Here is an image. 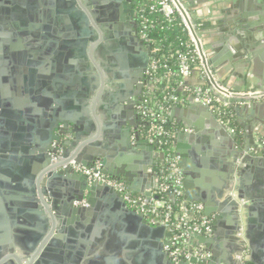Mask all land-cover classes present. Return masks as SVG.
I'll return each mask as SVG.
<instances>
[{
  "label": "water",
  "instance_id": "1",
  "mask_svg": "<svg viewBox=\"0 0 264 264\" xmlns=\"http://www.w3.org/2000/svg\"><path fill=\"white\" fill-rule=\"evenodd\" d=\"M84 1L0 0V224L5 232L0 242V264H98L100 259L107 257L106 254L98 252L94 258L90 255L100 245L110 254L108 264H174L164 250L169 237L164 226L150 224L144 214L130 208L121 194L107 182L91 181L68 164L74 160L88 167L96 159H101L103 174L113 179L115 173L108 168L107 136L123 120L132 122L137 115L136 101L128 111L122 112L120 118L111 113L109 124L103 123L95 111L94 101L91 114L84 104L87 95L82 91L88 92L92 76H83L81 67L88 55L91 58V51L98 44L101 36L99 25L109 22V29H114L119 47L112 51V59L119 58L125 65L128 60L123 51L136 54L129 56L130 61L137 60L140 64L144 82L139 84V92L135 96L141 95L143 88L153 89L147 72L157 49V46L152 47L141 39L137 31L135 35L130 34L131 28L122 22L125 16L120 18L122 23L114 21L121 10L126 12L136 1L87 0L89 4ZM174 1L195 38L201 63L207 71L208 85L228 105L242 99L256 100L249 105V112L257 115L252 123H258V114L262 117L264 109V100L259 101L264 99V87L252 86L249 74H241L240 85L244 84L246 92L235 98L219 94L218 85L224 82L208 70L204 41L199 35L197 23L186 14L179 0ZM134 13V10L130 11L129 21L133 20ZM113 21L116 23L113 24ZM96 34L98 38H95ZM21 40L28 42L25 47ZM27 54L30 55L29 61L24 57ZM26 64L33 73L29 85L18 74V66L23 71ZM77 82L84 88L79 90ZM241 86H233L234 91L241 93ZM188 101L205 123H192L195 132H185L191 125L189 113L192 110L173 104L170 115L180 116L179 123L184 126L178 130V140L197 137L199 128L208 127L212 128L209 132L212 144L221 141L232 151L228 172L233 175L236 172L239 180H235L234 175L233 182L238 185L239 181L242 187L237 186L233 194L235 229L230 234L232 238H236L237 232L244 235L251 261L263 264L264 151L255 144L251 127L247 128L248 144L240 143L237 140L240 137L238 131H232L227 121L219 119L211 106L193 96H188ZM108 108L105 105L102 109ZM136 122L140 123L138 118ZM69 125L71 129H68ZM101 129L102 135L99 134ZM67 134H71L70 138L62 142L66 149L59 155L55 146ZM81 135L86 138H81ZM124 135L126 140H130L128 128ZM139 138L136 133L135 146H144L163 159L162 152ZM67 147L72 148V152H67ZM251 147L254 151L249 150ZM175 151L178 157H183L178 145ZM57 156L59 158L55 159ZM252 177L254 181L250 184ZM123 180L131 191H138L126 179ZM61 185L65 186V192L59 193L57 187ZM183 187L189 195L185 181ZM144 195L149 198L151 193L145 191ZM170 198L175 197L170 194ZM187 204L184 199V206ZM207 205L206 213L209 215L215 209H211L209 203ZM5 206L13 214L9 219L5 217ZM63 213L68 218L62 217ZM55 219L62 220L59 229ZM216 219L214 217V223ZM10 227L13 232L18 228V233L29 237H12ZM66 229L71 236L67 245L58 239ZM193 236L201 242L210 241L204 235ZM239 239L243 244L244 239ZM71 242H76L75 246ZM5 249L11 252L3 251ZM215 256L212 251L205 263L212 264ZM198 263L197 258L192 256L189 260L181 259L177 264Z\"/></svg>",
  "mask_w": 264,
  "mask_h": 264
},
{
  "label": "crops",
  "instance_id": "2",
  "mask_svg": "<svg viewBox=\"0 0 264 264\" xmlns=\"http://www.w3.org/2000/svg\"><path fill=\"white\" fill-rule=\"evenodd\" d=\"M179 1L186 14L191 15L197 23L199 35L204 41L203 46L208 62V70L224 82L219 85L235 90L233 86L236 84L241 86V74H249L252 86L260 85L264 87V0ZM132 8H134L133 10L135 12V5ZM24 67L25 70L23 71L21 70L22 67H18L20 70L18 74L23 77V82L29 85V78L32 77L33 73L25 65ZM199 67L200 70H195L185 80L187 84H208L207 71L201 63V58ZM41 71L42 68H40V73H42ZM202 74L204 78H202ZM244 89L243 84L241 86L242 93L246 92ZM263 100L260 99L259 101L263 102ZM254 101L256 100L242 99L240 101L229 102L227 106L230 109L229 118L234 122V126L232 127L240 134L237 140L240 143L243 142L245 145L248 144V127H251V130H253L255 144H258L260 139H264V109L261 113L262 117L258 114L257 118H260L258 123H252L251 121L257 116L249 112V105L254 103ZM180 106L192 110L189 113V122L191 125L185 129V132H195L192 123L204 125L205 122L202 120L200 113L194 108L191 102L187 105ZM119 109L121 111L117 112L119 110L115 108V114L120 118L122 108ZM173 109L174 107L171 106L168 113L169 120L180 125L181 129L184 127L179 123L181 117L176 118L170 115ZM137 118L136 115V118L132 122L126 119L123 120V123L113 128L112 133L108 134L106 140V143L109 144V148L106 149L109 163L108 168L115 173L113 179L122 181L127 190L132 194L145 197L144 192L148 191L151 193L149 198H155L159 188V175L163 168V161L157 154L148 151L146 147L135 146L137 142L135 135L139 126V123L136 122ZM105 120V123L109 124L110 117ZM130 123L136 125L134 126ZM127 128L131 133L130 140H126L127 138L124 135ZM211 129L208 127L199 128L197 137L191 139L185 137L178 140L177 133L174 140L175 150H177L178 145L183 155L182 158L179 157V169L181 171L182 181H185L189 187V195H187L183 187L184 199L188 203L200 204L203 208V214L210 219L212 225L211 233L206 236L210 238L209 242H201L193 236L190 239V245L193 250L207 252L209 255L212 254V251L215 252V260L211 261L212 264H254L251 261L250 248L244 235L237 232L236 238H232L233 235L230 234L235 229L233 219L235 211L232 208L233 196L236 193L237 186L238 188L242 186L239 181L238 185L233 182L234 175H236V177L234 176L236 178L235 180L238 178L236 172H234V175L228 172V162L232 158L231 150H229V147L225 143L218 142V139H216L218 143L212 144L213 139L209 133L212 132ZM256 130L261 131L263 134H258ZM70 135L67 134L63 137L64 140L69 139ZM82 138L85 139L86 137L82 136ZM121 139L125 140V143H122ZM139 140L144 141L143 138H139ZM71 149L68 147L67 152H72ZM249 150L254 151V148L251 147ZM180 158L182 159L181 164ZM96 160L102 161L101 159ZM123 179H126L138 191H131ZM249 181L252 184L254 177ZM57 191L59 193L65 192V186H58ZM231 196L232 199H230ZM202 199L203 201H201ZM208 203L211 209H215L209 215L206 213ZM4 211L6 212L5 217L7 219L13 215L6 206ZM61 216L67 217L64 213ZM214 217H217L215 223ZM193 218L194 215H187V221L189 223L193 222ZM61 224L62 220L55 219L56 228L59 229ZM2 226L0 224V242L3 239V234L5 235ZM17 230L18 228L16 230L14 229L15 232H13L10 227L12 237H29V235L18 233ZM23 230L26 229L23 228ZM70 238L71 236L67 229L64 230L62 236L58 237L60 239L59 241L66 245L69 243ZM105 238H108V236ZM239 238L241 240L244 239L243 244ZM75 244L76 242H71V245L75 246ZM3 251L8 252L9 250L5 249ZM98 252H104L107 256L106 258L100 259L98 264H108L107 261L111 257L105 251L103 245H100L91 252L90 256L94 258Z\"/></svg>",
  "mask_w": 264,
  "mask_h": 264
},
{
  "label": "built area",
  "instance_id": "3",
  "mask_svg": "<svg viewBox=\"0 0 264 264\" xmlns=\"http://www.w3.org/2000/svg\"><path fill=\"white\" fill-rule=\"evenodd\" d=\"M153 6L156 10L162 14L164 19L170 25L180 24L187 34V40L183 42L184 51L178 55V75L180 77L179 88L184 95L193 96L198 98L203 104L211 106L214 114L221 120H225V113L221 110V107H227L226 102L221 101L215 94L212 87L208 84H194L189 85L185 80L192 75L195 70H200L197 60L200 61V54L196 45L194 36L192 35L187 20L182 14L179 6L174 0H151ZM141 39L145 40L144 36H140ZM153 47V43L147 42ZM155 62L151 59L150 68L147 72V76L151 81V70L155 68ZM202 78H204L202 74ZM152 83V81H151ZM153 85V83H152ZM139 96L137 103L135 104V111L137 117L140 121L137 133L138 136L145 139L149 144H151L158 152L163 153V167L168 169V173L163 176L159 175V188L157 194L163 192H169L174 195V197H182L183 194V181L181 171L179 169V157L176 154L175 147H166L164 150L162 145L168 138H173V144L176 137V133L169 132L164 128L166 121V116L169 118L168 113L173 104L182 105L184 100L179 98L174 94L168 96V100L171 102L169 110L162 107L159 108L158 112H154L147 108L146 101L141 100ZM223 97L235 98L239 94L232 89L222 87L218 85V91ZM229 116V113H226ZM147 125V129L144 131V126ZM232 127V126H231ZM235 129L232 127V131ZM178 133V131H177ZM258 147L264 151V139L258 141ZM59 155L61 154L58 153ZM59 156L55 157L58 159ZM68 164L77 172L83 173L89 177L91 181L97 182H107L110 184L117 192H119L126 202V204L136 211L144 214L150 224L154 226L162 225L165 227L166 231L169 233L167 238L168 245L164 247L165 252L168 257L172 260L174 264H177L181 259L189 260L192 256H195L199 263H205L209 260V253L193 250L190 245V239L195 234H200L207 236L212 231V225L210 219L203 214V208L197 203H188L185 207V217L184 222L180 221L176 224L170 222V210L171 207L163 199L158 198L157 194L155 198H147L140 195H135L129 192L122 181L111 179L103 174L102 172V162L100 160H95L91 166H83L81 164L75 163L74 160H70ZM162 211V212H161ZM192 214L194 217H198L192 223L187 221V215ZM174 231L179 232V236L183 238L181 246H177L176 239L178 235H171Z\"/></svg>",
  "mask_w": 264,
  "mask_h": 264
},
{
  "label": "trees",
  "instance_id": "4",
  "mask_svg": "<svg viewBox=\"0 0 264 264\" xmlns=\"http://www.w3.org/2000/svg\"><path fill=\"white\" fill-rule=\"evenodd\" d=\"M135 22L137 24V32L139 37L144 36L145 42L153 43V46H157L155 55L152 60L155 62L156 67L151 70V81L153 83L152 90H146L141 96V100L146 101V106L154 112H158L159 108L162 107L169 110L171 102L168 100L170 94H174L184 100L182 105L189 103L188 96L184 95L179 88L180 77L178 75V55L184 51L183 42L187 40V34L183 30L180 24L170 25L166 22L161 13H159L153 6L151 0H135ZM196 64H200L197 60ZM226 113H230L228 107H221ZM225 120L234 126V122L229 116H226ZM180 125H177L174 121H170L166 116L164 128L169 132H174L180 129ZM144 131L147 129V125L144 126ZM175 134V135H176ZM165 140L162 148L172 147L173 138ZM168 169L162 168L161 175L168 173ZM158 198L163 199L167 204L170 205V222L178 223L184 222L185 207L184 199L182 197L170 198L169 192H163L157 194ZM162 212V211H161ZM198 220V217L193 218V222ZM178 235V231H174L171 235ZM179 236V235H178ZM183 241L182 237H177L176 244L181 246Z\"/></svg>",
  "mask_w": 264,
  "mask_h": 264
},
{
  "label": "flooded vegetation",
  "instance_id": "5",
  "mask_svg": "<svg viewBox=\"0 0 264 264\" xmlns=\"http://www.w3.org/2000/svg\"><path fill=\"white\" fill-rule=\"evenodd\" d=\"M84 2L86 4H89L87 0H85ZM133 9L134 8H128L126 12H124V9L121 10L119 17L114 20L116 22H121L120 18L122 16H125V19L122 22L126 24L128 28H131V35H135L137 31L135 14L132 21L128 20L129 13ZM106 17H108V14L106 15ZM114 21L113 24L116 23ZM128 28L126 30H128ZM99 29L101 31V36L99 37L98 34L95 35V38L99 37L98 44L95 48L92 49L91 58L88 55L89 49H87L88 57L86 58V61L83 62L81 67L83 76H92L89 80L90 88L88 92H86V90H83L82 92L85 94V96L87 95L84 104L87 105L90 114L92 113V106L94 101L95 111L99 114V120L100 122L105 123V119H109L111 113L116 112L115 108L119 110L117 112H120L121 109L119 108H122V112L124 113L128 111L130 106L133 105V102H136L138 100L140 95L135 96V94L139 92V84H142L144 82V78H141V75H143L144 73H142V71L140 70V64L137 63V60H135L136 62H133V60L130 61L129 56L132 55L134 57L136 56V54L130 53L129 50L123 51V53H126V59L128 60L126 61L125 65H122L119 58L113 57L112 59V51L119 47V44L117 43L118 40L117 38H115L113 33L114 29L113 27L109 29V22H105L99 25ZM21 42L23 46L24 44L28 43L27 41L23 40H21ZM29 56L30 55L27 54L24 57L28 58ZM26 66L27 68L31 69L28 64ZM18 67H20V65ZM93 76H96L97 78L95 79ZM77 85L79 90L80 88H84V86H82L78 82ZM128 100L130 101V103H128ZM105 105L109 106V108L106 110L102 109ZM68 129H71L70 125L68 126ZM102 132L103 130L101 129L99 134L102 135ZM73 135L76 136V133H74ZM63 137L55 146V148L57 149V153L63 152V150L66 149L64 148V144L62 143L64 141Z\"/></svg>",
  "mask_w": 264,
  "mask_h": 264
}]
</instances>
